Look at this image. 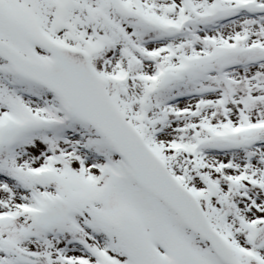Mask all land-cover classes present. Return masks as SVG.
Masks as SVG:
<instances>
[{"label":"snow or ice","instance_id":"6c2138e0","mask_svg":"<svg viewBox=\"0 0 264 264\" xmlns=\"http://www.w3.org/2000/svg\"><path fill=\"white\" fill-rule=\"evenodd\" d=\"M0 264H264V0H0Z\"/></svg>","mask_w":264,"mask_h":264}]
</instances>
